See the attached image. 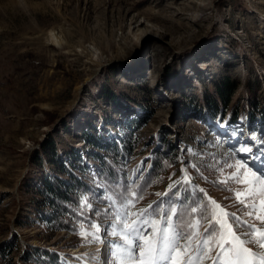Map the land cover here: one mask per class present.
I'll list each match as a JSON object with an SVG mask.
<instances>
[{"label":"rangeland","instance_id":"obj_1","mask_svg":"<svg viewBox=\"0 0 264 264\" xmlns=\"http://www.w3.org/2000/svg\"><path fill=\"white\" fill-rule=\"evenodd\" d=\"M140 1L0 0V264H117L109 250L121 237L108 225L113 213L129 223L136 217H124L113 201L119 206L134 193L130 211L152 205L143 217L151 223L161 209L177 208L184 180L264 230L235 195L253 185L221 183L237 170L229 165L246 166L240 172L251 182L264 158V0ZM181 1H196L173 17L188 28L160 36L170 25L156 12L169 16ZM228 83L234 89L221 98ZM161 153L167 158L156 172ZM102 160L134 187L115 194L110 184L118 179H104ZM71 174L91 191L47 221L40 184L53 176L71 182ZM254 189L264 199V186ZM209 219H183L179 245L192 236L193 251L181 247L169 264L188 260ZM93 223L100 225L95 240ZM151 231L149 224L145 235ZM94 246L100 261L84 251Z\"/></svg>","mask_w":264,"mask_h":264},{"label":"snow or ice","instance_id":"obj_2","mask_svg":"<svg viewBox=\"0 0 264 264\" xmlns=\"http://www.w3.org/2000/svg\"><path fill=\"white\" fill-rule=\"evenodd\" d=\"M250 161L253 164L257 163L255 156L250 157ZM229 167H236L237 170L230 177L221 181V183H227L228 180H234L237 183H251L253 187L246 188V194L235 193L237 202L243 208L248 209L244 212V216L251 217L252 220L264 224V199L258 201L257 191L254 189L255 184L264 186V158L260 159L257 172L252 173L253 180L251 182L246 181L240 172L241 167H244L245 172H247L246 166L229 165ZM257 173L261 174L257 175ZM183 183L187 184L188 181L184 180ZM169 187L171 189L175 185H170ZM199 191L202 192L203 189ZM260 194L264 195V189L261 190ZM134 199L135 194L133 193L132 200H127L126 203L122 202L119 206L113 201V206L117 207V211H119V208L124 209V217H136L129 223L127 219L113 213L116 216V223L112 224L110 222L108 225V227L113 229L110 233L111 236L121 237V241L110 247L109 250L110 256L116 258L117 264H122L123 260H126L128 264H169L173 255L180 252L181 247H183L185 254L193 251L192 236H188L185 245H179V241L185 233L182 228L172 223V218L176 215L177 208L173 207L171 209V215L161 209V219L150 223L149 220L143 217L153 206L149 205L148 208L140 209L138 212L133 213L130 209L133 207ZM208 202L212 205V208L210 209L208 228L204 232L205 238L196 242L194 253L189 255L188 260L184 264H196L198 261L209 258L213 264H264V230L236 213L225 211L216 201L209 199ZM201 207L204 206L201 205ZM191 211L196 213L198 208L193 207ZM229 217H231V221H229ZM161 223L164 224L163 227L160 226ZM198 223L199 221L196 222V225ZM149 224L152 231L150 234L145 235V228ZM233 224H235L236 229L245 226L248 231L238 234L233 229ZM196 225H188V227L191 228ZM92 228L95 230L91 233L93 239H98L100 225L93 223ZM105 234H109L107 229H105ZM242 236L245 238L242 239ZM249 243L256 245L259 251L255 252L246 247ZM213 248L216 250L215 256H211Z\"/></svg>","mask_w":264,"mask_h":264},{"label":"trees","instance_id":"obj_3","mask_svg":"<svg viewBox=\"0 0 264 264\" xmlns=\"http://www.w3.org/2000/svg\"><path fill=\"white\" fill-rule=\"evenodd\" d=\"M225 86H226L225 88L219 86L221 98H224L226 94L232 93L234 89L233 86L229 87V83L226 84ZM251 104H252L251 113L253 116V120H255L256 106L253 102ZM50 143L53 145V140H50ZM132 149L133 147H130V151ZM166 158L167 157L165 156V154L162 153L156 154V157L154 159V163H155L154 170H156V172L159 170L161 165H164V161H166ZM102 162H103L102 171H103L104 179H109L107 180L108 183H111L116 178L118 179L116 183H114L113 181L112 184H110V186L116 190L115 194L117 195L121 193L125 194L134 187L129 185L124 175L118 176L119 173L114 170V166H112V164H109L108 161L106 163L104 162V160H102ZM60 169L61 170L65 169L62 164L60 165ZM71 175H72L71 182H67L65 179H62L61 177L53 176L51 178L44 179V181L40 184L39 193L44 196L43 205L45 204L46 207H49L50 209L49 215L51 217L47 215L44 218L47 221H50L52 218L58 219L60 217H63L64 213H69L70 210L74 209V207L78 203L79 201L78 195L83 191L85 192L91 191V187L89 184H87L85 181L80 180L74 174ZM151 178L152 175L147 176L146 179L142 181L143 183L142 185L144 186L146 183H149ZM182 185L183 186L179 191V194L181 196L180 201L177 203L178 210L176 214V219H177L176 223L178 224V226L182 228L181 223L183 222V219L190 220L192 218L194 219V217H199L202 220L209 219L211 205L208 202L209 201L208 198L205 197V195L203 194V191L202 192L199 191L196 183L188 182L187 184H185L182 182ZM201 205H203L204 207H201ZM193 207L198 208V211L196 213H193L191 211ZM60 226L66 228L70 227L68 224H66L65 226V224L63 223L62 224L60 223ZM36 250L37 252L35 253V255H38V253L40 254L41 250L39 249ZM44 255L48 257H52L51 252L49 251H46ZM55 257H57V255L51 259L55 261L56 259Z\"/></svg>","mask_w":264,"mask_h":264},{"label":"bare ground","instance_id":"obj_4","mask_svg":"<svg viewBox=\"0 0 264 264\" xmlns=\"http://www.w3.org/2000/svg\"><path fill=\"white\" fill-rule=\"evenodd\" d=\"M142 1V0H141ZM140 1V2H141ZM153 1V0H152ZM159 1L160 0H158L157 2L159 3ZM174 1H176V0H174ZM178 1V0H177ZM182 2V1H181ZM180 2V3H181ZM186 2V1H185ZM195 2L196 1H189V3H187V4H185L184 5V3L182 2V4L184 5H181L179 8L178 7H172L171 6V8H175V9H173L172 11H171V15H169V16H165L161 11L160 12H156V13H160V16L161 17H164L165 18V20H166V22L168 23V25H170V26H166V27H164V29L163 30H159V32L160 33H158L160 36H162V37H166L167 35H170V34H172V33H174V32H176V31H179L180 29H186V28H188V22H183V21H175L174 20V16H176L177 14L179 15V14H184L183 12H182V10L183 9H186V10H188V9H191L192 8V6L194 7V6H196V4H195ZM179 3V4H180ZM157 15V14H156ZM135 18V17H134ZM169 18V19H168ZM181 19H188V18H186V17H182ZM135 21H137V20H135ZM188 21V20H187ZM136 23V22H135ZM163 28V27H162ZM139 30V29H138ZM158 32V31H157ZM156 32V33H157ZM81 89V88H80ZM100 246H94L93 248H91V250H89V253L90 252H99V250H100ZM82 250V249H81ZM76 252H78V250L76 251ZM87 255V254H86Z\"/></svg>","mask_w":264,"mask_h":264}]
</instances>
